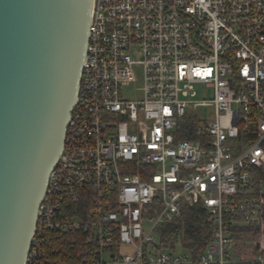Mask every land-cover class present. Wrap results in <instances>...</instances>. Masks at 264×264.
Segmentation results:
<instances>
[{"label":"built area","instance_id":"1","mask_svg":"<svg viewBox=\"0 0 264 264\" xmlns=\"http://www.w3.org/2000/svg\"><path fill=\"white\" fill-rule=\"evenodd\" d=\"M263 166L264 0H94L27 264L49 261L54 235L68 232L84 236L81 264H232V227L257 226L264 203L239 190ZM196 205L213 226L206 249L161 247V226Z\"/></svg>","mask_w":264,"mask_h":264},{"label":"water","instance_id":"2","mask_svg":"<svg viewBox=\"0 0 264 264\" xmlns=\"http://www.w3.org/2000/svg\"><path fill=\"white\" fill-rule=\"evenodd\" d=\"M94 0H0V264H27L76 106Z\"/></svg>","mask_w":264,"mask_h":264},{"label":"trees","instance_id":"3","mask_svg":"<svg viewBox=\"0 0 264 264\" xmlns=\"http://www.w3.org/2000/svg\"><path fill=\"white\" fill-rule=\"evenodd\" d=\"M179 140L198 141L200 136L195 134L194 130H178ZM264 166L256 170V180L247 187L239 190L238 198L240 200H262L264 202ZM68 208L80 210L82 206L66 204ZM264 231V203L260 214V221L257 226H233L230 239L232 246L234 242H239L244 235L258 237ZM161 247L175 248L177 245L189 250L196 258L208 246L213 236V226L210 221V215L201 205L193 207H184L181 216L173 223L165 224L158 230ZM83 235L81 233H58L54 235L53 241L49 245L50 250H54L49 261L42 260L39 264H81L78 260V253L83 250ZM264 253V247L260 244L256 246L251 255L256 258ZM234 259L233 248L229 252L231 263L251 264L245 259Z\"/></svg>","mask_w":264,"mask_h":264},{"label":"rangeland","instance_id":"4","mask_svg":"<svg viewBox=\"0 0 264 264\" xmlns=\"http://www.w3.org/2000/svg\"><path fill=\"white\" fill-rule=\"evenodd\" d=\"M205 98H210L211 93L207 92L203 94ZM199 98H203L201 95L198 96ZM200 116L206 118L207 120H212L213 119V111L209 108L201 109L200 112L198 113ZM264 190V186H263ZM261 245L264 247V231L258 236V237H253L252 235H244L241 237L239 242H234L233 243V256L234 259L238 260L247 256L245 259L248 261L253 260L254 258L251 255L253 251H255L257 245ZM242 260V259H241ZM235 264V263H232Z\"/></svg>","mask_w":264,"mask_h":264}]
</instances>
